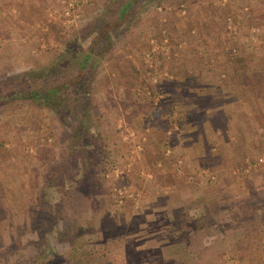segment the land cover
I'll use <instances>...</instances> for the list:
<instances>
[{"label": "rangeland", "instance_id": "obj_1", "mask_svg": "<svg viewBox=\"0 0 264 264\" xmlns=\"http://www.w3.org/2000/svg\"><path fill=\"white\" fill-rule=\"evenodd\" d=\"M103 1L0 0V90ZM147 4L76 155L54 110L0 103V264H264V0Z\"/></svg>", "mask_w": 264, "mask_h": 264}, {"label": "trees", "instance_id": "obj_2", "mask_svg": "<svg viewBox=\"0 0 264 264\" xmlns=\"http://www.w3.org/2000/svg\"><path fill=\"white\" fill-rule=\"evenodd\" d=\"M148 1L152 0H104L83 27L62 42L59 53L46 63L12 75L10 79L20 86L3 87L0 103L24 98L54 110L69 128L61 131L67 132L76 155L83 144L82 135L93 123L97 66L113 47L116 36L123 35L127 23L147 9Z\"/></svg>", "mask_w": 264, "mask_h": 264}, {"label": "crops", "instance_id": "obj_3", "mask_svg": "<svg viewBox=\"0 0 264 264\" xmlns=\"http://www.w3.org/2000/svg\"><path fill=\"white\" fill-rule=\"evenodd\" d=\"M134 251V250H133Z\"/></svg>", "mask_w": 264, "mask_h": 264}]
</instances>
